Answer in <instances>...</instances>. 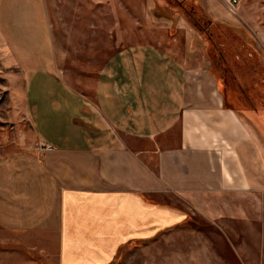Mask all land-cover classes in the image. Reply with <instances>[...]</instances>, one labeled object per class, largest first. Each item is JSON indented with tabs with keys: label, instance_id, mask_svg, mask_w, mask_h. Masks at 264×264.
Here are the masks:
<instances>
[{
	"label": "crops",
	"instance_id": "0c3cea01",
	"mask_svg": "<svg viewBox=\"0 0 264 264\" xmlns=\"http://www.w3.org/2000/svg\"><path fill=\"white\" fill-rule=\"evenodd\" d=\"M31 16L0 23L12 60L26 65L23 111L42 146L0 154L11 264H131L145 245L201 227L202 212L254 228L264 208V95L231 104L219 66L193 64L190 48L181 57L141 42L114 50L75 87Z\"/></svg>",
	"mask_w": 264,
	"mask_h": 264
},
{
	"label": "rangeland",
	"instance_id": "374dc122",
	"mask_svg": "<svg viewBox=\"0 0 264 264\" xmlns=\"http://www.w3.org/2000/svg\"><path fill=\"white\" fill-rule=\"evenodd\" d=\"M26 14L41 21L58 68L78 88L114 50L141 42L172 47L181 57L190 48L193 64L208 59L215 69L217 58L219 69L234 73L246 94L260 89L254 83L264 62V0H0L6 29ZM6 41L0 36V154L38 150L42 146L22 105L26 65L12 60ZM262 209L251 230L230 215L218 221L214 212L194 214L201 227L161 239L158 246L145 245L131 255V264H264ZM11 240L0 233V264H11L7 253L14 257L16 251L8 246Z\"/></svg>",
	"mask_w": 264,
	"mask_h": 264
},
{
	"label": "flooded vegetation",
	"instance_id": "af4514ba",
	"mask_svg": "<svg viewBox=\"0 0 264 264\" xmlns=\"http://www.w3.org/2000/svg\"><path fill=\"white\" fill-rule=\"evenodd\" d=\"M183 1H185V0H179V2H183ZM205 39L208 40L206 37H205ZM212 42L214 44L216 43L215 40H213V38H212ZM207 46H209L208 45V41H207ZM242 47H244V46H242ZM216 61H217V64H216ZM216 61H215V59H214V63L212 61L214 66H216V67L220 66L219 61H218L217 58H216ZM222 76H223V80L225 82L224 93L227 95V97H226L227 102H229L231 104L233 103V101L237 102V100L234 97V96H237V95L241 98V100H243V101L240 102V104H246V105H253L254 101H255V98H258L256 95H261V97L264 95V89H261V88H260L261 90L260 89H255L256 92H254L253 95H251L249 92L246 94V92H244V91H242L240 89V86L236 84V82L233 80V78H231V76L229 75L228 71H225L224 75H222ZM258 78L260 79L259 82L264 80L263 76H259ZM260 110H263V109H260Z\"/></svg>",
	"mask_w": 264,
	"mask_h": 264
},
{
	"label": "trees",
	"instance_id": "16d2710c",
	"mask_svg": "<svg viewBox=\"0 0 264 264\" xmlns=\"http://www.w3.org/2000/svg\"><path fill=\"white\" fill-rule=\"evenodd\" d=\"M224 106H225V107H227V106H228V104H226V103H225V104H224Z\"/></svg>",
	"mask_w": 264,
	"mask_h": 264
},
{
	"label": "built area",
	"instance_id": "2783aa9c",
	"mask_svg": "<svg viewBox=\"0 0 264 264\" xmlns=\"http://www.w3.org/2000/svg\"><path fill=\"white\" fill-rule=\"evenodd\" d=\"M233 1H237V0H233Z\"/></svg>",
	"mask_w": 264,
	"mask_h": 264
}]
</instances>
